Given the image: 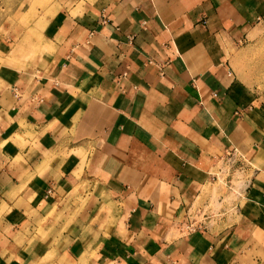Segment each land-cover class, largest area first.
<instances>
[{
	"label": "crops",
	"instance_id": "1",
	"mask_svg": "<svg viewBox=\"0 0 264 264\" xmlns=\"http://www.w3.org/2000/svg\"><path fill=\"white\" fill-rule=\"evenodd\" d=\"M51 2L0 66V264H264V0Z\"/></svg>",
	"mask_w": 264,
	"mask_h": 264
},
{
	"label": "rangeland",
	"instance_id": "2",
	"mask_svg": "<svg viewBox=\"0 0 264 264\" xmlns=\"http://www.w3.org/2000/svg\"><path fill=\"white\" fill-rule=\"evenodd\" d=\"M51 5H53L51 0H0V66L4 76H12L15 81L16 77L36 68L41 61L43 48L46 46L41 40L42 31L48 16L52 13ZM234 159L229 160L226 157L217 161L216 167L221 166L225 170L222 173L219 169L211 171V174L217 175L216 181L212 182L215 184L213 189L215 192L218 191L219 185L220 189H225L219 193L223 194L221 197L228 204V209L232 207L230 203L234 201L238 192L236 194L232 190L235 187L229 185L227 179L230 178L232 183H235L242 176L241 172L235 171V167L232 166ZM212 204L209 203L210 206ZM207 210L211 209L206 206L200 210L201 213L194 214L196 220L201 221L210 215Z\"/></svg>",
	"mask_w": 264,
	"mask_h": 264
},
{
	"label": "built area",
	"instance_id": "3",
	"mask_svg": "<svg viewBox=\"0 0 264 264\" xmlns=\"http://www.w3.org/2000/svg\"><path fill=\"white\" fill-rule=\"evenodd\" d=\"M201 221H191L190 223L183 226L185 232H193L198 228H201Z\"/></svg>",
	"mask_w": 264,
	"mask_h": 264
}]
</instances>
